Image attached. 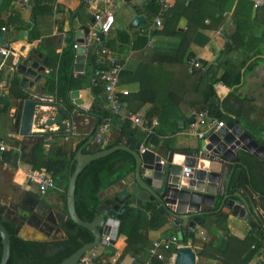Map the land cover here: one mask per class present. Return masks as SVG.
Listing matches in <instances>:
<instances>
[{
  "label": "crops",
  "instance_id": "obj_1",
  "mask_svg": "<svg viewBox=\"0 0 264 264\" xmlns=\"http://www.w3.org/2000/svg\"><path fill=\"white\" fill-rule=\"evenodd\" d=\"M148 2L149 0H117L115 4L116 22L111 32L107 35L105 44L115 52L118 59L124 64L120 86L122 89L128 90L129 93L122 96L124 102L123 113L122 115L112 116L111 130L104 137L103 143H98L94 139L85 145V152L90 149L96 150L98 146H105L108 143L120 144L129 137H132V144L136 145L138 142L134 141L133 135H127L122 132L126 121L130 123L132 128H137L131 120L124 119V116L128 114L141 115L144 122L149 125L152 124L153 118L158 120L154 130L162 138V143L152 150L163 155L164 158L167 157L170 151L189 152L196 150L200 146L202 139L189 132V124L193 118L192 111L198 108L183 104L184 98L180 92V65L175 60L178 54L176 44L179 40L164 35H155L151 44L141 45L143 43L140 37L142 35L141 32L148 23L149 11L146 8ZM176 2L181 3V5L184 4L183 0H172V7ZM52 3H54L53 14L38 16L33 12L32 2L24 4L21 0H0V20L6 22L11 14H18L26 26V28H18L16 26L4 27L1 30L0 46L10 44L11 53L6 56L0 54V74L5 81L16 77L21 83L22 76L17 72L18 64L32 51H38L44 55L42 61L45 58H49L50 61V65L47 66V70L42 76V84L38 83L34 85L36 91L43 92L45 95L40 100L42 102H62L67 104L68 101H73L70 93L78 90L79 98L82 100L80 112L76 114L77 120L73 123L74 132L72 133L23 135L20 131V124L23 114V102L26 99L12 95L8 88L4 105L9 104V109L6 112H0V136L8 139L10 144L9 150L19 152L22 143H27L28 138L32 136H45L46 152L50 148V145L55 143L59 147L64 148L65 152L69 154L79 144L84 145L89 141L90 137L96 133L98 126L102 123L105 117L103 115L104 112L108 114V110L105 107L104 89L98 78V62L100 60L98 50L97 48L94 49L96 56L94 60L96 61L90 62L89 47L80 45L78 48H75L74 46L75 43L79 44L78 40L80 37L76 35L79 28H75L73 21L77 20L79 26L91 27L93 25L92 19L94 18V13L101 5L97 0H52ZM227 8L222 18L218 19V16L214 15L213 17L205 18L201 24H194V21L197 20V15L189 11L190 20L193 22L192 26L188 28V19L185 17V14L184 16L182 15L178 24V29L184 33H188L190 37V51L194 52L196 57L207 61L209 64L217 61L220 51L225 47L227 41L232 42L228 38L231 35H237L235 36V38L238 37L236 40L242 42L237 53L242 55L243 53H248L251 54V57L258 51L264 52V16L261 12H257L254 9L251 0L243 2L235 1L233 5ZM202 11L198 14L201 15L203 13L201 18L207 12V9L203 7ZM235 11L239 12L234 16ZM138 14L144 15L146 19L136 25L133 24L132 20ZM257 14L258 17H256ZM251 22L260 25L262 31L248 32L245 28L248 24L253 26ZM123 32L128 35V39L124 40ZM72 45L76 53L72 74L76 78L81 79L82 87L80 89H71L65 97L60 98L56 93L52 94L49 92L51 74L57 65L55 55L62 54L65 49ZM80 48L81 52H78ZM79 54H81L82 60H78ZM239 54L234 56L237 61L243 59V56ZM76 64H78V67H75ZM222 73L223 69H220L218 75ZM142 83L145 84V88L140 93ZM21 87L28 98H31L22 84ZM215 89L217 93L216 101H223L232 91V88L223 82L217 83ZM238 93L248 100L245 121L241 122L229 119L225 122H238L244 128V131H248L260 144H264V137L261 136L264 134V56L253 68L244 70L243 86L239 89ZM159 107L163 109L150 120L148 118L149 113L152 109ZM47 108V106H41L38 111L43 112ZM53 112L55 111L49 110L43 116L36 117L32 126V132L59 130L56 124L47 126L44 123L47 116L53 114ZM246 153L250 155L248 152ZM250 157L258 163L262 162L252 155ZM239 163L240 161L234 163L231 180L234 170ZM261 164L263 168L258 169L256 178L259 183L264 185V163L262 162ZM30 169L28 165L22 162H19L18 166L15 167L11 163L5 162L2 154H0V172L10 174L12 184L18 188L17 191L8 194L6 198L3 197L0 200V206L10 204L13 197L17 196V194L32 195V193L37 192L36 185L29 183L26 178V174ZM248 174L251 180L249 170ZM56 184L57 188L49 190L42 200L54 208V210L68 214V185L66 186L65 182L61 184L56 182ZM230 193H241L243 197L250 198L258 209L261 220L264 221V197L252 188L250 181L247 189L243 187L234 188V191H230ZM237 200L239 199L237 198ZM131 202L135 203V200ZM143 205L156 206V204L150 201H145ZM147 215L150 216V213L147 212ZM166 215L168 217L166 225L158 229L149 228L144 230V235L149 240L154 241L158 238L169 237L177 233L183 238L184 235L180 229L177 225L173 224L172 217L167 213ZM227 222V230H221L216 224H213L209 229L203 224L199 225L195 236L193 238L188 237V240L193 241V244L199 243L201 241L199 239L200 234L204 232L208 238L207 242L214 239L213 246L220 248L228 244V237L230 235L243 239L251 232L248 223L233 214H228ZM59 236V239H64L66 237L65 231L59 232ZM117 242L116 251L111 250L113 253L109 256L110 264H154L148 254L147 248L138 252L136 256L127 254L119 260L127 245L126 237H122L121 244H117ZM99 247L103 248L99 249ZM99 247L97 251L101 254L109 253L104 246ZM200 253L201 250H196V264H219L216 258L208 257V255L204 256ZM174 258L175 255L169 258L168 264H173ZM261 260L262 255L259 253L252 260L251 264H257Z\"/></svg>",
  "mask_w": 264,
  "mask_h": 264
},
{
  "label": "trees",
  "instance_id": "obj_2",
  "mask_svg": "<svg viewBox=\"0 0 264 264\" xmlns=\"http://www.w3.org/2000/svg\"><path fill=\"white\" fill-rule=\"evenodd\" d=\"M184 4L176 2L175 5L164 12L163 26L151 32L150 35H164L168 37L178 38L177 50L178 54L175 58L179 62V80L181 88V96L183 104L192 107H197V110L208 108L212 116L218 118L221 121L234 119L236 121H245L247 113L246 105L248 100L241 96L238 91L243 86L244 70H249L257 64V62L264 56V52L258 51L249 58H243L241 61H237L234 56L237 53L238 48L242 42L236 40L237 35L228 36L232 42H226L225 47L221 49L220 56L216 62L209 64L207 61L201 62L205 67L197 68L193 72L188 71V60L195 57V53L190 51V37L188 33H184L178 29L179 21L182 15L188 19V28L192 26L193 22L190 20L189 11L197 15V20L194 24L203 23L207 17L218 16V19L222 18L225 13L226 6L230 7L229 0H183ZM33 12L38 16H45L53 14L54 3L52 0H32ZM239 6V5H238ZM205 7L207 12L201 18L199 13L203 12ZM149 11L148 23L145 29H142L141 39L143 43L141 45H148L150 41V35L148 30L153 23L154 18L161 11V3L159 0H149L147 5ZM239 9V8H238ZM261 12L264 16V8L257 9V12ZM239 11H235L234 16ZM258 17V14L257 16ZM16 26L20 28H26L23 21L18 14H11L6 22L0 20V33L5 27ZM124 33V40L128 39V35ZM236 41H235V40ZM106 46H108L106 44ZM138 46V45H136ZM95 45L89 47V59L96 61L94 54ZM75 51L73 45L68 47L60 55H55L57 65L54 67L49 84V92L58 95L60 98L65 95L71 89H80L82 87L81 79L76 78L72 74V68L75 62ZM259 56V57H258ZM98 67L102 65L99 62ZM220 69H223V73L218 75ZM124 72V71H123ZM123 75V73H122ZM99 78V77H98ZM99 82L103 86L99 78ZM223 82L227 86L232 88L231 93L223 100L216 101L217 93L215 85ZM6 85L10 90V93L21 99H28L27 94L21 87L20 80L13 77L6 81ZM140 93L145 88V84L142 83L140 87ZM179 101V100H178ZM177 103L181 105V103ZM9 109V104L4 105L0 112H6ZM163 108H154L149 113L148 118L151 120L155 115L159 114ZM104 116L107 112H104ZM124 134L134 136V141L142 143L145 147L151 149L159 146L162 143L158 132L155 130L151 133L142 132L138 128H132L130 123L126 121L123 126ZM45 136H32L28 138L27 143H22L21 150H7L2 154V158L5 162L11 163L17 167L19 162L28 165L31 169L46 168L54 177L58 184L65 182L68 185V175L74 169L71 166V161L74 155L82 144H79L77 148L71 152L66 153L64 148L59 147L57 144L52 143L50 148L45 151ZM113 143H108L105 146H98L96 150H88L87 153H94L105 148L114 146ZM135 144H132L134 147ZM262 163V162H261ZM254 161L250 155L246 152L240 153V163L236 166L231 186L233 188L243 187L248 188L249 181L252 188L262 197H264V185L259 183L256 178V172L259 168H263L262 164ZM136 167L135 156L126 150H117L112 154L92 161L78 176L77 188H76V208L81 218L86 221H91L94 218L98 205L101 203L100 193L103 190H107L113 185L122 181L127 175L134 171ZM248 170L250 171L251 180L249 179ZM5 207H0V221L3 222L11 235V256L7 264H17L19 260L23 264H58L65 258L80 249L84 244L92 242L94 240L93 234L86 228L78 225L73 220L68 219L64 227L66 237L62 240L52 242H37L32 240H24L18 237L16 229L12 221L4 216ZM150 213V216L147 215ZM228 214L215 213L206 217L204 226L209 229L213 224H216L221 230L228 229L227 222ZM168 217L165 212L160 211L157 206L154 205H136L132 206V202L125 210L120 227H119V239L117 244H121L122 237H126V248L122 253L119 260L125 257L127 254L135 255L141 250L147 248L149 251L153 241L149 240L144 235L145 229H158L166 225ZM261 233L258 234L255 229L245 238H239L233 235L228 237V244L223 247H214V239L204 243L201 255H208L216 258L219 264H251L252 260L261 253L262 260L257 264H264V221L258 222V227ZM176 233V232H175ZM173 235V234H172ZM176 235L179 236L177 233ZM182 238V237H181ZM183 241H187L188 237L183 236ZM41 245V250L33 249V246ZM3 252L2 237L0 235V262ZM107 253H103L97 260L99 263L103 258L109 257L113 252L108 250ZM171 254L167 252L169 257ZM154 264H168V259L159 260L157 258L152 259Z\"/></svg>",
  "mask_w": 264,
  "mask_h": 264
},
{
  "label": "water",
  "instance_id": "obj_3",
  "mask_svg": "<svg viewBox=\"0 0 264 264\" xmlns=\"http://www.w3.org/2000/svg\"><path fill=\"white\" fill-rule=\"evenodd\" d=\"M145 19L144 15L138 14L132 22L137 25ZM94 20L93 18L92 22ZM73 24L75 28H79L76 32V35L80 37L79 46L85 47L90 38L91 27L79 26L77 20H74ZM103 35L102 32H99L100 37ZM80 50L81 48L78 49V52H81ZM43 57L42 53L32 51L17 66V72L22 76L21 84L31 96L23 102L21 134L72 133L74 132L73 123L77 120L76 114L80 112L82 104L79 91L75 90L70 93L73 101H68L67 104L42 102L40 98L45 95L43 92L36 91L34 85L41 83L42 76L46 72L47 66L50 65L49 58L42 61ZM81 57L79 54L78 60H82ZM75 67H78V64ZM41 106L48 108L43 112L38 111ZM49 110L55 112L47 116L44 123L47 126L56 124L59 130L32 132L36 117L43 116ZM96 133L78 149L71 161V166H74V169L69 174L67 188L68 214H63L66 219H71L88 229L93 234L94 240L84 244L58 264H78L84 254L99 246L116 251L120 223L132 200H135L137 205H143L145 201L153 202L160 211L172 217L173 224L177 225L184 236L190 238L195 236L197 227L204 224L207 216L220 212L237 216L247 222L251 230L255 229L258 234L261 233V230L257 228L261 215L252 200L243 197L241 193H230V191H234L230 185L232 168L234 163L240 161V151H246L264 163V144H260L251 133L244 131L238 122L228 121L225 126L210 134L207 139H202L196 150L170 151L166 158L155 150L142 152L140 142L133 148L132 137L120 144L94 153L85 152V145L95 139ZM261 136L264 137V134ZM117 150L131 152L135 156L136 167L123 181L110 189L101 191V203L97 207L94 218L91 221H86L80 217L76 208L78 176L92 161L106 157ZM25 210L28 215L31 213L30 210ZM28 222L31 233L28 234L22 229L18 233L20 238L30 240L60 238L59 232L49 237L38 229V224ZM44 223L47 224V228L54 229L47 221ZM112 224L115 225L114 228H112ZM0 235L3 244L0 264H7L11 256V235L2 221H0ZM107 237L109 238L107 239ZM196 263V252L191 247L179 248L173 261V264Z\"/></svg>",
  "mask_w": 264,
  "mask_h": 264
},
{
  "label": "built area",
  "instance_id": "obj_4",
  "mask_svg": "<svg viewBox=\"0 0 264 264\" xmlns=\"http://www.w3.org/2000/svg\"><path fill=\"white\" fill-rule=\"evenodd\" d=\"M161 3V11L154 18L151 24L148 34L151 32L162 28L164 18L163 14L167 10L172 8V0H159ZM24 4H30L32 0H21ZM101 5L100 8L94 13V22L91 26V34L89 40L86 42V46L90 47L95 45L98 50V55L100 57L99 62L102 67H98V77L104 85L105 93V107L108 110V114L103 118L102 123L99 126L98 132L96 133V141L98 143H103L104 137L110 133L112 116L122 115L124 110V102L122 100L123 95L129 93L128 90L122 89L120 86L121 76L124 71V64L118 59L115 52L106 46L107 35L113 29L116 22V2L117 0H97ZM254 9L264 8V0H251ZM99 32H102L103 37L99 36ZM153 42V36L150 35L149 44ZM75 48L79 47L78 43L74 44ZM11 53L10 44H4L0 46V54L3 56L9 55ZM98 62V63H99ZM197 68H203L201 59L199 57H193L188 60V71L193 72ZM8 93V87L6 81L0 74V110L4 106V99ZM192 121L189 124V132L197 136L200 139H207L209 134L218 131L221 127L226 125V122L219 120L218 118L212 116L208 108L201 110L192 111ZM124 119L131 120L133 125H135L139 130L147 133L154 131L157 124V119L153 118L152 124L149 125L142 119L141 115L128 114L124 116ZM10 144L8 139L0 136V153L9 150ZM152 150L149 147L141 146V151ZM26 178L29 183H33L37 187V192L41 195H46L49 190L57 188L56 181L52 174L46 169H30ZM132 206H136V203H132ZM115 225L112 224V228ZM199 243L193 244V241L187 240L183 241L182 238L176 234L169 237L158 238L153 241L148 254L151 259L157 258L159 260H165L171 258L173 255L176 256L177 250L182 247H191L195 252L196 250H202L203 244L208 241V238L204 232H201ZM109 237H107L108 239ZM98 248V247H97ZM97 248L84 254L78 264H110L109 257L103 258L97 263L98 258L102 255ZM109 250L107 247H105ZM167 252L171 255L168 257Z\"/></svg>",
  "mask_w": 264,
  "mask_h": 264
},
{
  "label": "flooded vegetation",
  "instance_id": "obj_5",
  "mask_svg": "<svg viewBox=\"0 0 264 264\" xmlns=\"http://www.w3.org/2000/svg\"><path fill=\"white\" fill-rule=\"evenodd\" d=\"M44 196L45 195H41L38 192L32 193V195L17 194V196L13 197V200L10 204L4 206L5 207L4 216L13 222L17 235L22 231V229L25 230V232L28 234L31 233L30 228L28 227L29 224L28 221L38 224L39 225L38 229L42 230L49 237H52L56 232L64 231V227L68 219H66L63 216L64 213H61L59 210H54V208H52L49 204L45 203V201L42 200ZM31 205L34 207L32 208ZM25 209L30 210L31 213L28 215L25 212L26 211ZM45 221L51 224L54 229L52 230L51 228H47L46 226L47 224L44 223ZM24 240H30V239H24ZM57 240H62V239L58 238L54 240L49 239V240H32V241H37L42 243V242H52ZM34 248L38 250L42 249L41 245L33 246V249ZM17 264H23V262L19 260Z\"/></svg>",
  "mask_w": 264,
  "mask_h": 264
},
{
  "label": "rangeland",
  "instance_id": "obj_6",
  "mask_svg": "<svg viewBox=\"0 0 264 264\" xmlns=\"http://www.w3.org/2000/svg\"><path fill=\"white\" fill-rule=\"evenodd\" d=\"M235 1H238V2H243L245 0H229V3L231 5H233L235 3ZM228 6V5H227ZM226 6V8H227ZM228 9V8H227ZM251 14V13H250ZM251 24H253V26H250L249 24L247 25V27L245 29H247V31L250 33H253V31H257V32H260L262 31V27L254 22H251ZM170 38H176V37H170ZM171 39V40H172ZM178 39V38H176ZM264 47V45H263ZM246 54V55H245ZM243 53L242 54H239V55H242L243 58L247 57L248 56L250 57L251 54H248V53ZM241 56V57H242ZM18 188L16 186H14L11 182V175L8 174V173H3V172H0V200L4 197L6 198V196H8V194H11L12 192L14 191H17ZM103 247H99V249H102ZM260 262V261H259ZM258 262V263H259Z\"/></svg>",
  "mask_w": 264,
  "mask_h": 264
}]
</instances>
